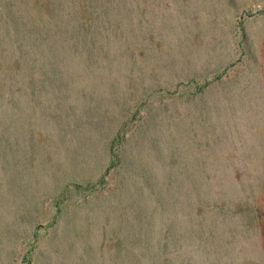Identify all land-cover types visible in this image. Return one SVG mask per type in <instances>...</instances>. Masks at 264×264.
Instances as JSON below:
<instances>
[{"label":"rangeland","instance_id":"374dc122","mask_svg":"<svg viewBox=\"0 0 264 264\" xmlns=\"http://www.w3.org/2000/svg\"><path fill=\"white\" fill-rule=\"evenodd\" d=\"M129 3L0 43V264H264V0Z\"/></svg>","mask_w":264,"mask_h":264},{"label":"trees","instance_id":"16d2710c","mask_svg":"<svg viewBox=\"0 0 264 264\" xmlns=\"http://www.w3.org/2000/svg\"><path fill=\"white\" fill-rule=\"evenodd\" d=\"M26 2L30 9L32 7L30 10L32 14L26 18L20 14L22 10L20 1L8 0L2 4L0 2V25L3 26L4 32L6 29L8 30L6 38L4 36L1 38L0 35V43L6 48V52L8 50L15 52L11 60L13 64L18 63L21 59L22 62L26 60L25 47L28 44H45L44 32L48 29L58 32L63 30V27H67L81 34L82 32H90L92 28L102 24L109 23L108 19L112 15L109 9L110 5L115 7L119 4L117 13L124 12L131 15L134 11H138L137 8L133 7L132 3L128 4L131 7L120 4L121 0H28ZM53 17H57L59 22L54 20ZM63 17L68 18L65 24L61 19ZM27 18H32L33 23L29 24L27 20L25 27L19 25L18 22L21 19ZM3 60H8L7 54L3 55ZM4 64L9 66L8 62H4ZM9 69L11 70L10 67L6 68L0 64V72L4 70L7 73ZM195 181L199 187L204 186L203 181L198 179ZM189 182L190 178H187V206H203L204 202L199 197V187L196 185L190 187L188 185Z\"/></svg>","mask_w":264,"mask_h":264}]
</instances>
